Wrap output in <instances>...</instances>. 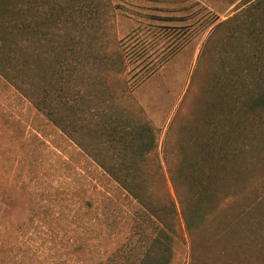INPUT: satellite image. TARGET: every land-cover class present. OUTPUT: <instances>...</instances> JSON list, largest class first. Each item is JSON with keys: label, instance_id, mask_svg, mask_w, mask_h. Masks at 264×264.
<instances>
[{"label": "rangeland", "instance_id": "obj_1", "mask_svg": "<svg viewBox=\"0 0 264 264\" xmlns=\"http://www.w3.org/2000/svg\"><path fill=\"white\" fill-rule=\"evenodd\" d=\"M56 2H26L28 23L0 33V264H145L161 229L169 264H264V109L242 106L263 85L258 0ZM111 121L153 128L144 201L102 167L126 161ZM179 164L202 169L180 190ZM195 179L215 209L188 226L169 208Z\"/></svg>", "mask_w": 264, "mask_h": 264}, {"label": "trees", "instance_id": "obj_2", "mask_svg": "<svg viewBox=\"0 0 264 264\" xmlns=\"http://www.w3.org/2000/svg\"><path fill=\"white\" fill-rule=\"evenodd\" d=\"M17 0L13 1H0V17L4 14H7L8 20L4 27L0 24V33L10 34V32L13 30H10L13 23H15V26H23L26 23H28L27 13L29 11V7L26 4V2L29 3V5H35L39 7V4L42 0ZM26 1V2H25ZM57 0H49L50 3H57ZM16 2V3H15ZM254 6V9L260 8L261 10L264 9V0H258V3H256ZM40 11V10H39ZM264 13V12H263ZM43 17V16H40ZM46 17L44 18V20ZM43 20V18H41ZM43 20V21H44ZM11 22V23H10ZM42 22V21H41ZM43 23V22H42ZM38 24V21H37ZM40 25V24H39ZM263 34V35H262ZM255 35V34H254ZM260 39H263L262 41L259 40V38L255 35L254 41L262 42L264 43V26L261 27L260 33H257ZM261 43V44H262ZM261 56V53L258 54ZM155 72V67L151 71H149V74H152ZM259 77L260 80L263 82V85H260L258 88H256L257 91L253 93V97L250 98V102H247V104L243 103L242 106L245 105L246 110L250 111H256L257 109H264V70H259ZM259 90V91H258ZM66 95V94H65ZM55 96L54 90L51 91V89L47 90L44 94V98L41 102H38V107L41 108L45 102V105L50 103L51 97L53 98ZM66 99V98H65ZM66 100H64L65 102ZM255 113V112H254ZM47 114L50 116V118L57 124L61 129L65 132H70V127L72 124H70L64 117H59L55 114L52 107L48 109ZM116 122V121H115ZM110 123L108 127H105L107 129V132H110V129H113L114 133L113 136H115L119 141L123 142L124 146V152L123 157L126 158V161H123L118 166H111L106 163L102 164V167L114 178L116 179L120 185L123 186L127 191H129L135 198L141 199L144 201V198L147 196L148 193L152 192L153 190H150L149 186V179L147 178L146 172L147 170V157H149L156 149V141L155 136L153 132V128L149 122H138V123H131L128 122L127 124H123V121H119L116 123ZM124 140V141H122ZM219 152V151H218ZM121 154V155H122ZM122 157V158H123ZM196 166V165H195ZM187 165H181L179 164L172 170V179L174 185L176 187L182 188V184L180 182V176L189 175L190 173L195 174V172L200 173L202 171L201 167H192V170L187 171ZM209 181V180H208ZM207 181V184L204 183V181L201 180H192L190 183V190L193 191L196 189L197 196L195 197L194 201H191V205L187 206L183 202L184 206H178L177 202L173 200V202L170 204L169 210L171 211L172 218L176 220V217L178 216V208L181 207V211L184 214L186 223L188 226H195L198 223H201L204 215L205 210L211 211L215 209V202L213 201V195L210 194V191H216L217 187L213 186V184H210V182ZM216 188V189H215ZM196 191L194 192L196 194ZM183 199V198H182ZM181 199V201H182ZM203 200V201H202ZM205 203V204H204ZM210 203V204H209ZM146 204V202H145ZM207 204L209 206L207 207ZM147 205V204H146ZM146 208L151 211V216L155 219L157 226H169L163 216V213L161 209H155V205L153 203H150L146 206ZM206 211V212H208ZM175 223V222H174ZM163 239L165 240L164 243L160 244V249L157 250L155 246V258H153L154 254H151L149 251V258L146 261L145 264H169L171 257H172V247H169L170 242L173 241L172 235L166 231L165 229L160 230Z\"/></svg>", "mask_w": 264, "mask_h": 264}]
</instances>
